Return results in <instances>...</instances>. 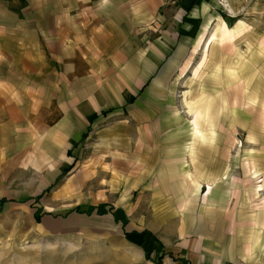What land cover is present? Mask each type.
I'll list each match as a JSON object with an SVG mask.
<instances>
[{
    "label": "rangeland",
    "instance_id": "1",
    "mask_svg": "<svg viewBox=\"0 0 264 264\" xmlns=\"http://www.w3.org/2000/svg\"><path fill=\"white\" fill-rule=\"evenodd\" d=\"M235 3L230 8L228 0H217L209 10L212 24H203L201 13L192 21L193 31L203 26L191 48L170 50L169 62L144 67L143 90L128 84L133 98L92 121L72 151L70 168L54 159L32 164L28 177L21 170L0 182V197L7 199L0 209V264H151L127 236L144 235V227L156 224L179 225L183 214L173 205L181 197V208L195 203L192 191L176 195L179 187L195 183L184 179L194 170L195 147L217 139L226 142V157L220 167L213 165L218 178L203 186L212 188V205L228 190L223 202L232 206L222 219L235 232L242 213L233 205L264 198L257 194L264 189L262 176L250 160L264 141V30L257 34L250 18L253 12L264 23V0ZM180 13L168 12L161 33L144 37V60L153 41L176 38L190 21ZM213 55L222 59L216 67L209 65ZM214 69L224 84L216 82ZM205 102L211 104L201 116L207 122H198L195 110ZM126 144L128 150L120 147ZM154 158L158 165L150 164ZM156 171L163 174L159 180ZM125 223L132 224L122 237L116 230Z\"/></svg>",
    "mask_w": 264,
    "mask_h": 264
},
{
    "label": "crops",
    "instance_id": "2",
    "mask_svg": "<svg viewBox=\"0 0 264 264\" xmlns=\"http://www.w3.org/2000/svg\"><path fill=\"white\" fill-rule=\"evenodd\" d=\"M228 1L230 8L237 5ZM216 3L180 0L186 13L180 16L190 21L180 26L176 38L153 41L144 60V37L158 36L166 14L176 12L163 0H0V182L21 170L28 177L32 164L46 165L54 159L70 168L72 151L92 121L133 98L134 88L128 84L137 83V91L143 90L144 67L169 62L165 53L170 50L191 48L203 24H212L209 10ZM199 13L204 22L193 31ZM252 14L254 30L261 35V16ZM208 59L213 67L222 60L215 55ZM214 70L216 82L224 84ZM194 118L207 122L206 117ZM259 144L250 160L264 185V141ZM123 145L128 150L130 144ZM226 147L222 139L196 145L194 170L188 167L190 177L184 176L195 183L179 187L176 194L192 191L195 203L181 208L179 197L173 205L183 214L179 225L156 224L144 227V235L129 237L122 230L132 223H125L116 234L139 243L151 264H264V198L261 203L233 205V211L242 213L235 232L222 219L232 206L223 202L230 196L228 190L220 203L207 202L212 188L204 187L209 186L205 181L218 178L213 165L223 164ZM150 164L158 165L159 160ZM162 175L156 171L153 177L159 180ZM261 191L258 196L264 195Z\"/></svg>",
    "mask_w": 264,
    "mask_h": 264
},
{
    "label": "built area",
    "instance_id": "3",
    "mask_svg": "<svg viewBox=\"0 0 264 264\" xmlns=\"http://www.w3.org/2000/svg\"><path fill=\"white\" fill-rule=\"evenodd\" d=\"M180 0H163V5L170 7L171 9L185 13V10L179 5Z\"/></svg>",
    "mask_w": 264,
    "mask_h": 264
},
{
    "label": "bare ground",
    "instance_id": "4",
    "mask_svg": "<svg viewBox=\"0 0 264 264\" xmlns=\"http://www.w3.org/2000/svg\"><path fill=\"white\" fill-rule=\"evenodd\" d=\"M215 73V72H214ZM221 76V75H220ZM224 87V86H223ZM209 107H211V104L210 103H204V105H202V106H198L197 108H196V115L199 117H201L202 116V114H205L206 113V109L208 110L209 109Z\"/></svg>",
    "mask_w": 264,
    "mask_h": 264
},
{
    "label": "trees",
    "instance_id": "5",
    "mask_svg": "<svg viewBox=\"0 0 264 264\" xmlns=\"http://www.w3.org/2000/svg\"><path fill=\"white\" fill-rule=\"evenodd\" d=\"M104 113V112H103ZM33 199L36 201L37 199H38V195L37 196H35V197H33ZM7 201V199L6 198H4V197H0V209L2 208V206H3V204L5 203ZM74 212H78V208L76 207V208H74V209H72Z\"/></svg>",
    "mask_w": 264,
    "mask_h": 264
}]
</instances>
